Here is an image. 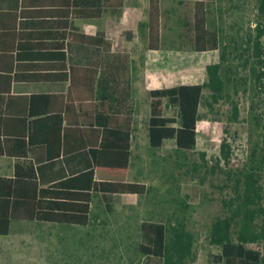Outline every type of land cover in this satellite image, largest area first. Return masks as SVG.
Wrapping results in <instances>:
<instances>
[{"label": "trees", "instance_id": "1", "mask_svg": "<svg viewBox=\"0 0 264 264\" xmlns=\"http://www.w3.org/2000/svg\"><path fill=\"white\" fill-rule=\"evenodd\" d=\"M6 0H0V4ZM194 14L189 38L190 51L207 53L220 50L218 31L208 27L207 2L192 0ZM125 0H15L11 10L0 8V156L16 160L12 177L0 176V236L10 234L13 221L87 226L90 222L94 193L107 195H145L147 185L127 180L131 155L132 112L128 106L129 91L116 80L121 58L105 54L98 67L108 69L113 80L110 115L104 118L101 105L94 121L83 117L82 128L67 129L65 117L50 112L52 95L13 94L20 83L59 82L75 85V71L66 67V44L81 43L106 46L101 35L89 36L69 31L70 21L99 19L106 10L120 12ZM258 20L248 39L251 49V71L254 84H264V0H258ZM160 7L151 0L149 11L150 49L161 45ZM227 59L221 51L220 62L206 67L207 81L152 89L149 144L160 149L174 140L180 150L192 151L197 146L198 122L203 92H211L212 103H219L226 93L222 75ZM46 64L53 67H45ZM127 68L126 66L124 67ZM94 81V77H93ZM79 87V86H78ZM92 87V85H91ZM166 100L178 106L177 117L165 114ZM85 104L80 105L84 113ZM233 119L239 118L238 105L233 106ZM123 115L121 123L115 122ZM108 115V113H107ZM100 127V128H98ZM230 145H222V157L229 159ZM40 150L46 162L64 159L73 164L69 174H58L55 182L44 184ZM237 196L230 203V214L212 226L211 243L221 248L222 264H264V255L251 245L264 242V208L260 178L244 174ZM107 208L111 210L107 204ZM140 254L159 258L163 264H189L194 258V236L186 225L178 223L170 236L163 223L144 222Z\"/></svg>", "mask_w": 264, "mask_h": 264}, {"label": "rangeland", "instance_id": "2", "mask_svg": "<svg viewBox=\"0 0 264 264\" xmlns=\"http://www.w3.org/2000/svg\"><path fill=\"white\" fill-rule=\"evenodd\" d=\"M146 1L126 0L125 12L135 21ZM157 2L161 47L172 52L152 51V88L203 84L206 67L220 62L221 51L227 53L222 70L226 93L213 104L211 92L204 90L196 148L180 150L174 140L152 148L148 122L141 125L137 120L128 180L146 184V194L106 198L94 194L87 226L13 221L10 234L0 236V264H163L139 252L144 222L165 224L168 236L184 223L194 236V258L189 264H222L221 248L211 243V230L218 219L230 214L244 174L260 178L264 208V84H254L248 43L258 20V0L207 2L208 27L220 36V50L207 53L190 51L193 31L184 22H191L194 2ZM110 18L108 12L102 20H79L77 25L83 32L96 33ZM141 98L145 107L141 113L148 118L151 98L148 94ZM165 102V114L177 117V104ZM236 104L238 120L232 112ZM225 141L230 145L227 162L222 157ZM12 163L0 158V176L13 175ZM250 247L264 255V242Z\"/></svg>", "mask_w": 264, "mask_h": 264}, {"label": "crops", "instance_id": "3", "mask_svg": "<svg viewBox=\"0 0 264 264\" xmlns=\"http://www.w3.org/2000/svg\"><path fill=\"white\" fill-rule=\"evenodd\" d=\"M14 4L15 0H6L0 4V8L8 11L13 8ZM126 4L127 2L125 0L124 7L120 12L117 13L106 10L102 17L99 19L74 18L70 21L69 31L73 33L78 32L89 36L101 35L107 43L106 46L103 47L85 45L81 43H68V41L65 42L66 67L69 73H71V69H74L75 85L71 86L70 80L67 83L51 81H44L35 84L20 83L14 85L13 94L26 96L33 93L50 94L53 97L50 112H53V114L61 113L65 117L66 121L64 122V125H66L67 129L70 130L74 128H82L83 125L79 123L80 120L85 117L88 121H94L96 119V116H98L97 111H99L95 109H97V107L101 105L102 98L106 101L108 99L107 103H109L110 96H113L114 94V88H112V84L114 82L109 73L110 71L108 69L98 67L96 65V62L101 61L105 54L120 57L121 59L117 61V63L121 66V70L118 72L116 80H120L123 84H126L125 87L130 94L128 106L131 109L133 118L131 125L132 153L133 133L136 129V121L138 120L141 125L147 121L149 132V122L151 118L152 105L151 92L152 89L156 88H152V49H150L149 47V11L151 0L146 1V4H144V8L139 12L140 14H137V16L135 17V21L132 20L129 14L125 12ZM108 12L111 13V18L103 31H97L96 33H86L81 31L80 27L77 25V21L79 20H102ZM160 49L161 50L155 52H172L163 51L161 45ZM125 66L127 67L126 69L124 68ZM45 67H53V65L46 64ZM145 94H148L151 98L150 116L148 118L141 113L142 109L145 108L142 104L141 97H143ZM81 104H85L84 113L80 109ZM104 107L106 112H104L103 116L107 122V120L112 116L110 115L109 111L111 103L106 104ZM122 116V114L116 116V119L118 120L115 122V124L117 122L121 123ZM38 157L40 158V162L43 166V180L45 181V185H49L55 182L56 176L58 174H69L70 170L73 167L72 162H66L61 158L54 163L46 162V152L44 150H40ZM0 158H8L12 160L14 175V166L16 160L5 156H0ZM107 196L103 197L106 198ZM108 211L111 210L108 209Z\"/></svg>", "mask_w": 264, "mask_h": 264}]
</instances>
